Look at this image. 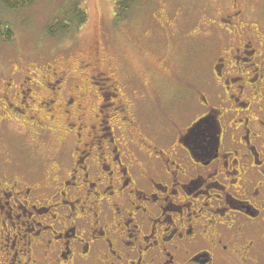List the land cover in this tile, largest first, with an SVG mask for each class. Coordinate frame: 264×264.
I'll list each match as a JSON object with an SVG mask.
<instances>
[{
  "label": "flooded vegetation",
  "instance_id": "1",
  "mask_svg": "<svg viewBox=\"0 0 264 264\" xmlns=\"http://www.w3.org/2000/svg\"><path fill=\"white\" fill-rule=\"evenodd\" d=\"M245 19L234 3L207 34L189 31L213 61L196 81L179 76L188 90L170 104L191 101V115L159 105L169 127L155 134L135 83L14 70L0 130L17 119L36 145L57 133L74 146L30 165L0 138V264H264V30Z\"/></svg>",
  "mask_w": 264,
  "mask_h": 264
},
{
  "label": "rangeland",
  "instance_id": "2",
  "mask_svg": "<svg viewBox=\"0 0 264 264\" xmlns=\"http://www.w3.org/2000/svg\"><path fill=\"white\" fill-rule=\"evenodd\" d=\"M60 1L37 0L18 11L0 6V87L14 70L18 71L15 79L24 78L32 71L31 75L40 82L43 75L45 81L49 80L50 71L63 70L71 75L73 84L92 86L94 90L103 87L108 90L106 76L115 79L122 88L135 83L149 94L134 105L146 130L149 128L154 134L169 127L159 105L181 120L189 119L191 101L170 104L181 100L188 90L180 83V77L196 81V75L206 71L213 61L210 62L205 52L202 57L207 58L206 63L200 61L204 42L191 38V29L203 26L207 34L210 19L237 3L244 10L245 20L264 30V0H139L126 21L120 23L114 20L112 0H88V22L53 37L47 33L46 26L58 13ZM161 27L166 31L165 37ZM4 31L12 34L10 41L4 39ZM205 36L202 33L200 39L208 41ZM124 92L126 98L131 97V92L125 89ZM108 112L113 113V108ZM16 120L0 130L9 156L21 158L26 151L24 162L30 164L36 153L46 158L61 149L70 153L74 146V137L65 139L63 144L57 133L45 135V140L39 141L41 145H36L33 135Z\"/></svg>",
  "mask_w": 264,
  "mask_h": 264
},
{
  "label": "trees",
  "instance_id": "3",
  "mask_svg": "<svg viewBox=\"0 0 264 264\" xmlns=\"http://www.w3.org/2000/svg\"><path fill=\"white\" fill-rule=\"evenodd\" d=\"M37 0H0V6L18 11L32 6ZM88 0H61L58 13L53 21L46 26V31L50 36L58 37L69 33L74 29L81 28L89 20L87 7ZM114 3L115 22L126 21L131 12L137 6L139 0H112ZM4 28H7L5 26ZM6 41L11 40L12 34L2 33Z\"/></svg>",
  "mask_w": 264,
  "mask_h": 264
}]
</instances>
